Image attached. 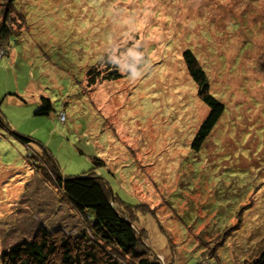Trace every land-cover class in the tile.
Here are the masks:
<instances>
[{"label":"rangeland","instance_id":"rangeland-1","mask_svg":"<svg viewBox=\"0 0 264 264\" xmlns=\"http://www.w3.org/2000/svg\"><path fill=\"white\" fill-rule=\"evenodd\" d=\"M8 7L16 33L0 35V264L39 226L79 244L90 229L46 156L60 176L101 175L162 264H255L264 250V0H0V24ZM188 48L225 104L200 149L193 141L211 108ZM90 69L122 75L90 84ZM42 95L50 113L37 112Z\"/></svg>","mask_w":264,"mask_h":264},{"label":"trees","instance_id":"trees-1","mask_svg":"<svg viewBox=\"0 0 264 264\" xmlns=\"http://www.w3.org/2000/svg\"><path fill=\"white\" fill-rule=\"evenodd\" d=\"M13 1L15 0H9V3ZM9 14L8 7L0 24V35L3 39L10 35L12 37L13 32L16 33L15 29L8 26ZM185 58L190 73L199 85V94L203 95V100L211 108L193 141L192 146L200 149L224 112L225 104L210 92L209 77L191 48L185 50ZM100 73L105 79L118 78L122 75L114 69L105 74L99 72L95 76L90 69L89 83L95 84L96 77ZM39 99L43 105L37 112L50 113L53 109L51 99L44 95ZM1 119L0 117L2 122ZM45 160L54 168V182L60 187L63 195L71 201L80 215L90 217V229L82 232V244H79L76 236H69L64 231H50L46 226H39L33 238L10 245L2 252V264H162L151 247L143 242L148 238L147 230L143 229L144 231L141 230L139 233L136 229L134 216L136 220L138 218L136 214L134 216L131 214L133 207L119 202L101 175L89 171L63 177L57 174L54 159L46 156ZM47 173L45 169L43 171L45 177ZM113 201L129 206L131 215H123ZM88 237L94 240L90 251L83 249V243ZM254 263L264 264V250L259 253Z\"/></svg>","mask_w":264,"mask_h":264},{"label":"built area","instance_id":"built-area-1","mask_svg":"<svg viewBox=\"0 0 264 264\" xmlns=\"http://www.w3.org/2000/svg\"><path fill=\"white\" fill-rule=\"evenodd\" d=\"M63 115V118H64V114H62Z\"/></svg>","mask_w":264,"mask_h":264}]
</instances>
